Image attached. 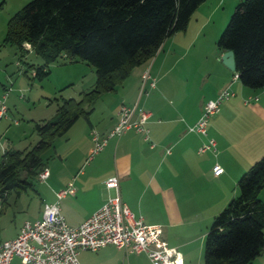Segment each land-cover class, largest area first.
Returning a JSON list of instances; mask_svg holds the SVG:
<instances>
[{"label": "crops", "instance_id": "0c3cea01", "mask_svg": "<svg viewBox=\"0 0 264 264\" xmlns=\"http://www.w3.org/2000/svg\"><path fill=\"white\" fill-rule=\"evenodd\" d=\"M205 2L194 10L184 31L166 37L119 86L98 96L94 103H102L104 109L97 126L90 120L92 107L87 120L83 118L86 125H75L82 117L77 118L63 135L53 139L47 157L41 153L48 175L40 181L37 212L29 221L40 217L43 202H55V192L71 183L72 189L57 204L67 224H79L114 192L105 187V181L115 176L120 199L143 222L161 225L163 239L180 254L183 264L200 254L211 218L233 197L234 177L264 154V88L244 87L221 63L223 51L209 54L199 47L201 41H196L206 23L200 16ZM145 70L154 78L153 87L148 79H141ZM223 89L232 95L222 99L208 117L206 134L190 130L203 104ZM120 104L149 111L145 122L148 139L129 129L107 138L104 147L90 156V130L105 136L117 121ZM208 138L214 141L213 149L198 151ZM220 154L228 164L221 166L216 161ZM215 164L222 168L218 175L211 170ZM203 180L204 188L200 187ZM10 194L1 204V239L15 237L27 220L12 217L4 222ZM20 194L14 195V203ZM97 251L93 259L82 263L151 264L144 253L111 245ZM10 264L28 263L13 257Z\"/></svg>", "mask_w": 264, "mask_h": 264}, {"label": "trees", "instance_id": "16d2710c", "mask_svg": "<svg viewBox=\"0 0 264 264\" xmlns=\"http://www.w3.org/2000/svg\"><path fill=\"white\" fill-rule=\"evenodd\" d=\"M204 0H29L7 21L4 41L21 51L29 45L42 60L32 76L46 77L48 64L64 57L94 69L92 86L80 98L61 99L47 120L33 123L37 140L29 149L6 148L0 155L1 204L32 186L45 168L41 153L74 121L87 120L99 95L113 91L131 69L150 58L171 34L184 31ZM230 50L236 79L264 88V0H240L216 39ZM27 50V49H26ZM86 106L87 109H84ZM237 195L216 213L203 238V264H250L264 248V154L235 182ZM1 209V208H0Z\"/></svg>", "mask_w": 264, "mask_h": 264}, {"label": "built area", "instance_id": "2783aa9c", "mask_svg": "<svg viewBox=\"0 0 264 264\" xmlns=\"http://www.w3.org/2000/svg\"><path fill=\"white\" fill-rule=\"evenodd\" d=\"M24 47L29 48L28 44H24ZM141 79H148V85L154 86V78L146 70L141 74ZM230 95L231 92L223 89L215 99L206 101L200 117L190 130L205 135L208 117L217 111L218 103ZM3 111L4 107L1 106L0 115ZM116 114L117 121L105 136L99 137L97 131L90 130V156L104 147L107 138L119 136L129 129L142 133L144 139H148L145 122L149 111L135 105L120 104ZM213 147V139L208 138L198 151ZM211 170L214 175L222 172V168L216 164ZM47 175L46 168H43L37 173V179L43 181ZM105 187L114 192L86 219L74 226L66 223L57 204L72 189L71 183L56 191V201L43 202L38 219L23 221L13 238H0V264H10L13 257L28 264H80L77 258L79 251H97L107 245L129 253H144L151 264H183L180 254L163 239L161 225L145 223L141 217H135L120 199L115 176L106 179Z\"/></svg>", "mask_w": 264, "mask_h": 264}, {"label": "rangeland", "instance_id": "374dc122", "mask_svg": "<svg viewBox=\"0 0 264 264\" xmlns=\"http://www.w3.org/2000/svg\"><path fill=\"white\" fill-rule=\"evenodd\" d=\"M27 1L29 0H0V107H4V111L0 115V155L6 148L29 149L37 140L33 123L52 117L62 98L78 100L80 93L88 90L95 78L92 66L84 62H69L64 57H59L56 61L48 64L50 72L46 77L37 79L32 76L33 70L29 65L41 63V58L29 48L24 47L25 50L19 51L16 46L4 41L8 19ZM239 1L206 0L200 15L206 20V23L196 41H201L200 48L209 54L218 51L215 45L216 39L227 23L235 4ZM213 7L214 10L210 11ZM84 107L87 109L86 106ZM90 107L94 108L90 120L94 126H97L104 106L96 101L88 108ZM78 124L86 125V122L83 118H79L75 125ZM50 153L51 149H47L42 155L47 157ZM216 161L221 166H224V163L228 164L227 158L221 154L216 157ZM237 177L238 175L234 177L231 185L234 190L233 197L237 195L235 185ZM30 180L32 186L22 191L20 198L15 200V203L13 202V192L9 195L4 222L9 223V219L12 217L15 218V221L29 220L32 215L36 214L38 194L42 183L38 179ZM205 182L203 180L200 187L204 188ZM227 184L229 187L230 182L228 181ZM258 198L264 203V186L259 191ZM97 254L98 251H79L77 258L83 264L82 260L89 261ZM186 264H203L202 249L194 261ZM250 264H264V248Z\"/></svg>", "mask_w": 264, "mask_h": 264}, {"label": "water", "instance_id": "95a60500", "mask_svg": "<svg viewBox=\"0 0 264 264\" xmlns=\"http://www.w3.org/2000/svg\"><path fill=\"white\" fill-rule=\"evenodd\" d=\"M221 63L226 66L229 70L234 69L233 56L230 50H225L220 55Z\"/></svg>", "mask_w": 264, "mask_h": 264}]
</instances>
